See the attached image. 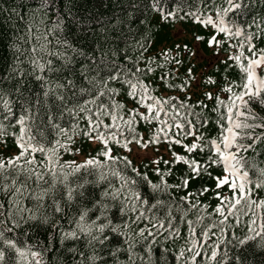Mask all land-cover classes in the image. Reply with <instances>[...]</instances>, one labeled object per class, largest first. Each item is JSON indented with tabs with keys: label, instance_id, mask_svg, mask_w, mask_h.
<instances>
[{
	"label": "trees",
	"instance_id": "trees-1",
	"mask_svg": "<svg viewBox=\"0 0 264 264\" xmlns=\"http://www.w3.org/2000/svg\"><path fill=\"white\" fill-rule=\"evenodd\" d=\"M152 3L153 0H0V89L10 94L9 99L14 102V117L19 116L21 110V101L15 91L17 86H20V93L23 94L25 99H29L34 103L36 98L39 97L41 101L39 111L37 112L36 108H33L36 116L34 121L29 124L30 133L36 141L45 146H50V142L57 139L63 140V137L57 136V129L52 126L53 124L69 129L73 124V118L63 110V104L56 99L55 94L50 93L47 98L43 96V81L36 80V76L44 75L53 83L59 82L61 84H66V80L69 78L73 79L76 89L57 90L65 96L68 106H71L81 100L79 95L73 97V91L78 92L80 87H90L84 79V75L96 76L95 68L97 64L102 69L100 76H104L108 71H111L113 63L131 68L133 61H138L139 66L143 68L149 60L156 62L152 64L154 71L144 79L149 81L151 86L156 89L155 94L157 96L174 97L177 106H179L180 101H185L190 106L188 109L180 108L176 117L180 123L184 124L185 129H189L187 121H190L192 127L189 130L195 136H200L203 133V138L206 140L207 138H215L218 135L216 124L218 113L214 110L215 100L205 99L203 92L211 90L213 97L219 94L222 99H227L228 94L219 91L225 75L228 81L236 80L239 82L241 73L236 66L226 68L223 61L227 59L230 52L239 50L229 49L227 44L222 45L219 57L215 58L213 64L207 62L196 64L191 57L181 54L180 58L185 63L178 71H171L168 79L164 81H161L159 77L175 69L176 66L171 62L165 64L160 53L164 48L173 49V53H175L173 46L180 45V42L173 37V31L178 25H182L183 29L192 36L197 34L205 38L211 36L214 33L213 27L211 25L205 27L203 24L196 22L194 16L199 15L203 19L205 15L210 14L215 19V6L224 7L225 0H214V4L211 0H159L160 7L164 8L166 12L175 13V19L169 17L167 20L161 19V13L152 7ZM245 7L246 11L243 13L235 10V14L233 12L228 13L226 20L237 22L247 20L251 22L255 17L257 22H260L261 19H264V0H245ZM218 38L225 39L222 33L218 34ZM239 39L234 38L232 43H236ZM64 41H68L72 48L88 53V56H95L96 62L93 63L88 57L74 53ZM254 43L257 48L264 47V40L260 38H257ZM142 44L145 45L143 50L140 48ZM184 44L186 43H182L181 46ZM187 45L189 46V44ZM200 47L205 55L214 56L215 49L207 47L204 41L200 42ZM33 49H35V52H33ZM141 51H143V56H141ZM245 52L247 54L246 50ZM222 55L225 56L224 59L220 57ZM64 57H70L71 63L65 64ZM101 57L105 61L104 64H99ZM33 59H38L39 62L46 64L43 73L34 68L31 63ZM49 60L52 61L51 66L57 71L47 72V61ZM189 60H191L193 73L196 76L200 73L204 76L210 75L216 81V84L209 86L201 76L203 82L200 92L197 93L191 90L193 87L188 88L187 91H181L179 85L184 78L186 68L189 66ZM228 63L232 64V61H228ZM157 64L161 66L157 67ZM82 65H89L86 73L81 71ZM210 65L213 66L210 67ZM70 69L72 70L71 73ZM9 74L12 78H9ZM260 74L264 75V72H260ZM172 84L176 87H168ZM116 86L119 87L118 84ZM123 92L124 89H121V95L117 97L121 102H124ZM92 94L95 95V92ZM189 96L190 99H186ZM87 98V95L82 97V99ZM102 99L107 100L106 97ZM199 100H203L206 107H201L197 103ZM131 106V104H126L125 116L127 108ZM250 107L258 118H264V105H260L258 102H250ZM141 110L143 111V109ZM221 111H224V109L221 108ZM2 112L3 107L0 104V113ZM61 113L63 114L61 115ZM49 115L52 117L51 122H49ZM161 115L163 118V113ZM102 118L105 123H111L109 117L104 116ZM169 122L171 123V121ZM256 122L260 123L262 121L258 119ZM0 123L5 125L4 131L6 133L0 138V143L4 145L0 149V158L15 156L19 149L14 141L13 133L19 134V125L15 124L14 119L4 120L2 115H0ZM85 124V120H79L80 128H83ZM155 127V121L151 124L141 121L136 126V131L147 138L151 134L150 129L154 130ZM178 131L181 130L173 126L170 129V135H176ZM254 134L258 136L264 134V128H256ZM177 138L182 139L184 143H190L194 137L192 135H177ZM3 140H6L7 143H3ZM246 142L251 143L250 140ZM132 144L136 143L133 142L130 146ZM69 147L73 151L60 150V164L65 161H75V149L77 148L86 159L89 156L97 157V153L102 150L99 141L93 146L91 141L80 135L73 137V143ZM111 147L112 156H127L131 160L132 166L139 169L141 173L146 172L152 183H160L159 176L154 171L155 165L149 159L137 163L132 160L126 149L116 144H111ZM149 147L156 150L157 158L162 157L167 160H171L173 151L179 154L193 155L185 153L182 146L175 143H172L170 148L169 143L163 140L159 144H152ZM194 155L195 159L203 162L209 153L205 149L204 152L197 151ZM238 156H242L246 160V169L249 171V178L252 181L250 185L252 199H264V186L259 188L255 186L261 177V172L264 171V141H260L255 150L241 151ZM35 158L38 163L44 159L39 152L35 153ZM97 159L105 162V175L107 177L105 181L93 184L92 181L97 180L95 170L89 169L86 171L81 169L69 176V183L83 184L86 195L94 194L99 199L100 191L108 188L109 182L114 187L120 186L119 179L112 176L110 171L116 169L123 175L137 180L136 190L141 193L143 198L148 200L147 204L142 205L144 214L146 217L154 218L151 219V223L149 219H141L138 224H132L133 236L139 228H143L146 224L151 227V224H155L157 220L164 223V228L160 230V234L155 237L154 242H151V238H149V242L140 240L135 244L133 249L137 253L135 264H149V247L151 248L150 264H185L186 260L187 264H192V261L188 259L192 253L187 251L190 246L188 243V221H192L195 238L200 243H203L200 235L202 229H208V243L210 244L221 235L220 228L223 227L225 229L224 239L219 242V253L227 251L230 257L238 255L242 264H264V233L258 236L253 233L252 235L255 238L249 240L241 248H236V241L232 239V233H235L237 238L249 234V222L252 219H255L256 223L251 226L255 229V232H260L259 225L264 222V208L258 209L253 205L252 212H247V214H244L247 209L242 206H238L239 211L234 210L233 214L225 211L227 220H224L222 225L220 221L223 220V217L214 211L217 204L220 203V200L214 195L215 191H219L221 196L232 195L227 186H221L219 189L215 188V180L212 177L223 174L221 166L213 165L208 169L211 175H203L201 179L190 181L187 188H176L173 185L180 183L181 173L187 171V168L182 162L171 165V174L164 176L169 187L166 190H153L150 185L136 177L130 168L126 169L119 160L105 161L103 156H98ZM82 161L75 162L79 164ZM20 163L23 165L24 161L22 160ZM159 167L163 172L166 166L161 162ZM40 170L41 172L44 171L43 168ZM65 171H70V169H65ZM5 175L8 176L7 180H4ZM14 176L17 184L24 182L29 189L36 188L35 177L26 180L23 173L16 176L12 170L0 175V187L3 183L10 184ZM85 181H88V183H85ZM51 182L52 176L45 174L40 182V187L48 188ZM261 183L264 184V180H261ZM205 185L210 191L199 194L200 189ZM63 192V185L57 183L55 199L61 201V207L65 209L64 213H54L50 207L52 203L50 197L45 198L42 206H37L36 202L29 197L23 198V206L31 209L37 219L27 222L20 221L21 227L15 230L17 244L24 247L26 241L27 244L33 246V251H40L43 264H81V261L82 264H90L88 257L92 254V249L86 247V241L83 237L78 240L68 238L63 243L60 242V228L65 231L72 230L74 223H69V220H74V214L78 215L76 205L73 204L69 208L67 202L63 199ZM188 193H192V195L188 196L187 199H182ZM9 196H11V190L7 195L0 191V204H3L0 212L4 214L0 216V219H4L8 215ZM77 200H79V197H77ZM84 203L91 207L88 200H85ZM11 211L19 219V216L16 215V209L12 208ZM253 213H255V216H253ZM22 215L27 217L29 213L23 212ZM128 215L135 216L134 213ZM43 216L49 218L47 223L42 222L41 217ZM237 216L239 223H237ZM198 217H200L199 220ZM169 220H171L172 229L178 230V235L169 229ZM57 222L60 227L54 229L53 225ZM119 222V220H114V223ZM209 225H212V227L209 228ZM25 232L27 233L26 237L23 235ZM212 233L216 235H212ZM8 235L11 236L13 233ZM145 236H147V232ZM137 240H139L138 237ZM117 246L126 248V245L122 244V238L113 236L110 247ZM204 247L208 249V244H204ZM71 248H75L76 251L70 252L69 249ZM181 249H185V253L184 257H181L178 262L176 256ZM96 251L101 256L108 258L107 253L100 252L98 246ZM208 251L210 252V249ZM81 252L84 253L83 257L79 255ZM7 255L11 258L15 256V253L8 252ZM118 255L120 260H128L126 251H121ZM31 259L29 256L28 260L31 261ZM6 264H11V260H8ZM20 264H25V262L21 260ZM195 264H201L200 256H197ZM229 264H235L234 260H230Z\"/></svg>",
	"mask_w": 264,
	"mask_h": 264
},
{
	"label": "snow or ice",
	"instance_id": "snow-or-ice-1",
	"mask_svg": "<svg viewBox=\"0 0 264 264\" xmlns=\"http://www.w3.org/2000/svg\"><path fill=\"white\" fill-rule=\"evenodd\" d=\"M211 2L214 4V0H211ZM152 7L161 13V19L163 20H167L169 17L176 18L174 12H166L164 8L160 7L159 0H153ZM234 10L241 13L246 11L245 0H225L224 7L216 5L215 19L210 14L205 15L203 19L199 15L194 16L196 22L203 24L205 27L211 25L214 29V33L207 38L203 36L196 37L197 41H204L207 47L215 49L214 58L219 57L220 48L224 44H227L229 49L235 48L239 50L237 52H230L227 59L223 61L226 68L236 66L241 73V80L239 82L236 80L228 81L225 75L219 91L226 92L228 94L227 99H222L219 94L213 97L211 90L203 92L205 99L215 100L214 110L218 113V119L216 120L218 135L215 138H207L205 140L203 133L200 136H195L189 130L192 127L190 121H187L189 129H185L184 124L179 122L176 117L179 114L180 108L188 109L190 107L185 101H180L179 106H177L174 97L167 95L157 96L155 94L156 89L151 86L149 81L144 79L149 73L154 71L152 64L156 62L151 60L143 68L139 66L138 61H133L131 68L113 63L111 71H108L104 76H100L102 69L97 64L95 68L97 72L96 76L89 77L84 75V79L90 87H80L78 92L73 91V97L79 95L81 100L73 103L71 106H68L65 96L57 92V90L76 89L73 79L69 78L66 80V84H61L59 82L53 83L44 75L36 76V80L43 81V96L47 98L50 93L55 94L56 99L62 102L63 110L68 112L73 118V124L70 129L61 128L58 124L52 125L57 129V136L63 137V140L57 139L50 142V146L39 143L30 133L29 124L34 121L36 116L33 108L35 107L38 112L41 104L39 97L33 103L31 100L23 97V94L20 93V86H17L15 91L21 101V110L19 116L14 117V102L9 99L10 94L8 92L0 89V104L3 107V112L0 115L3 116L4 120L14 119L15 124L19 125V134L13 133V138L19 152L12 157L0 158V175L12 170L16 176L23 173L26 180H31L33 177L36 180L35 189H29L24 182L17 184L15 176L12 177L10 184L3 183L2 187H0V191H3L5 195L11 190L8 215L4 219H0V264H6L8 260H11V264H20L21 260L25 264H43L40 251H33V246L27 244L26 241L24 247H20L17 244L15 230L21 227V220L27 222L37 219L31 209L23 206L22 200L25 197H29L35 201L37 206H42L45 198L50 197L52 199L50 207L54 213L65 212V209L61 207V201L55 199L57 183L63 185V199L67 202L69 208L75 204L78 210V215L74 214V220H69V223H74L72 230L65 231L60 228V242L63 243L68 238L78 240L83 237L86 241V247L92 249V254L88 257L90 264H97V262L99 264H135L137 256V253L133 251L135 244L140 240L149 242V238H151V242H154L155 237L164 228V223L157 220L155 224H151V227L146 224L143 228H139L135 232V236H133L132 224H138L141 219H149L151 223V219L154 218L146 217L144 214L142 205L147 204L148 200L143 198L141 193L136 190L137 180L123 175L116 169L110 171L112 176L119 179L120 186L114 187L109 182L108 188L100 191L99 199L94 194L86 195L83 184L69 183V176L79 172L81 169L86 171L89 169L95 170L97 180L92 181L93 184L105 181L107 179L105 175V162L97 159L98 156H103L105 161L119 160L126 169L130 168L136 177H139L140 180L150 185L153 190H166L169 187L164 176L171 174V165L182 162L187 168V171L181 173L180 183L173 185L176 188H187L190 181L201 179L203 175H211L208 169L213 165L221 166L223 174L212 177L215 180V188L219 189L221 186H227L232 192L231 196H221L219 191H215L214 193L215 197L220 200L214 211L223 217V220L220 221L221 225L224 220H227L225 211L233 214L234 210L239 211L238 206H242L247 209L244 213L247 214V212H252L253 205L258 209L264 208V199H252L250 187L252 181L249 178V171L246 169V160L244 157L238 156V153L241 151L255 150L256 145L260 141H264V134L259 136L254 134L256 128H264V118H258L257 114L250 107V102H258L260 105H264V75L260 74V72H264V47L257 48L254 43L257 38L264 40V19H261L260 22H257L255 17H253L251 22L247 20L241 22L226 20L228 13H234ZM221 33L225 39L218 38V34ZM234 38L240 39L236 43H232ZM145 42L147 43V40ZM64 43L74 53L88 57L93 63L96 62L95 56H88V53L72 48L71 44H68V41H64ZM144 47L145 45H140L141 50ZM173 48L175 49V53H173V49L169 48L161 50L160 55L163 57L164 63L171 62L176 66L175 69L161 75L159 77L161 81L168 79L171 71H178L185 63L180 58L181 54L189 58L197 55V52L190 49L187 44L182 46L176 44ZM33 52H35V49H33ZM141 56H143V51H141ZM64 59L65 64L71 63L70 57H64ZM228 61H232V64H229ZM31 63L41 73L45 71V63L39 62L38 59H33ZM104 63L105 61L101 57L99 64ZM188 64L189 66L185 70L184 78L179 85L181 91H187L190 87L200 88L202 86L201 77H197L193 73L191 60L188 61ZM47 65L48 73L57 71V69L51 66L52 61H47ZM160 66V64H157V67ZM88 69L89 65H82L81 71L86 73ZM69 71L71 73L72 70L70 69ZM201 76L209 86L216 84V81L210 75L204 76V74H201ZM9 78H12L11 74H9ZM117 84L119 87L116 86ZM168 87H176V85L172 84L168 85ZM121 89H124V102L117 99L121 95ZM93 92H95V95L92 94ZM84 95H87L88 98L82 99ZM103 97H106L107 100H103ZM186 99H190V96L186 97ZM197 103L201 107H206L203 100H199ZM126 104H131L132 106L127 108L125 116ZM221 108L224 111H221ZM104 116L110 118V124L104 122L102 118ZM80 119L86 121L83 128L79 126ZM258 119L262 122L257 123ZM51 120L52 117L49 115V122ZM141 121L146 124H151L153 121L156 122L155 129H150L151 134L147 138L136 131V126ZM173 126L181 130L176 135H170V129ZM4 129L5 125L0 123V138L6 134ZM76 135H80L91 142L99 141L102 150L97 153V157L89 156L79 164L75 161H65L63 164H60V150L63 149L65 152L73 151L69 145L73 143V137ZM177 135H192L194 138L192 142L184 143L182 139L177 138ZM162 140L168 142L170 148L172 143L181 145L185 153L193 155L179 154L173 151L171 153V160L163 159L162 157H149L150 162L155 165L154 171L158 174L160 183H152L148 179L147 173H141L139 169L133 167L131 160L127 156L111 155V144L119 145L127 151H131L130 144L133 142L139 147L148 148L152 144H159ZM249 140L251 143L246 142ZM3 143L6 144L7 141L3 140ZM205 149L208 150V157L203 162L195 159L194 154L197 151L204 152ZM75 151L78 152L79 149L77 148ZM37 152L44 158L39 163L35 158V153ZM22 160L24 161L23 165L20 163ZM161 162L166 166L163 172L159 167ZM41 168H43V172H41ZM65 169H70V171H65ZM45 174L52 176V182L48 188H41L40 182L43 180ZM7 179L8 176L5 175L4 180ZM261 180H264V171L261 172V177L255 184L257 188L264 186ZM85 183H88V181H85ZM208 191L210 189L205 185L202 186L199 194ZM190 195L192 193H188L182 199H187ZM77 197H79V200H77ZM85 200H88L91 207L84 203ZM0 208H3V204H0ZM12 208L16 209V215L19 216V219L13 215ZM23 212H28L29 215L24 217L22 215ZM129 213H134L135 216H129ZM3 215L0 212V216ZM253 216H255V213H253ZM197 219L199 220L200 217ZM41 220L43 223H47L49 218L43 216ZM114 220H119L120 222L114 223ZM237 223H239L238 216ZM255 223V219L250 220L249 234L241 238H237L235 233H232V239L236 241V248L245 246L249 240L264 233V222L259 225L260 232H255V229L251 226ZM188 224V243L190 246L187 248V251L192 253L188 258L192 261V264H195L197 256L201 257V264H229L230 260H234L235 264H242L241 258L238 255L230 257L227 251L219 253V242L224 239L225 229L223 227L220 228L221 235L217 237V240L209 244L207 228L201 231L200 235L203 243H200L195 238L192 221H188ZM59 227L58 222L53 225L54 229ZM168 227L172 232H175L177 235L179 234L178 230L172 229L171 220L168 222ZM208 227L210 228L212 225ZM146 232L147 236H145ZM9 233H13V235L10 236L8 235ZM253 233H255V236L252 235ZM23 235L26 237L27 233L25 232ZM212 235L216 234L212 233ZM113 236L122 238V244L126 245V248L120 246L110 247ZM137 237L139 240H137ZM204 244H208L210 252L208 249H205ZM97 246L100 252L107 253L108 258L97 253ZM69 251L75 252L76 249L71 248ZM121 251L128 253L127 261L119 259L118 254ZM8 252H14L15 256L8 257ZM148 252L150 264V247L148 248ZM184 253L185 249H181L178 252L176 256L178 262L181 257H184ZM218 253L219 259L217 258ZM79 255L83 257L84 253L81 252ZM29 256L32 258L31 261L28 260ZM185 264H187V260Z\"/></svg>",
	"mask_w": 264,
	"mask_h": 264
},
{
	"label": "rangeland",
	"instance_id": "rangeland-1",
	"mask_svg": "<svg viewBox=\"0 0 264 264\" xmlns=\"http://www.w3.org/2000/svg\"><path fill=\"white\" fill-rule=\"evenodd\" d=\"M173 37L180 42V45L182 43L189 44L190 49H193L197 52L196 56L191 57L196 64L201 63H213L215 60L213 55H205L203 51L201 50L200 43L195 39V36H192L188 34L187 31L183 29L182 25H178L175 30L173 31ZM203 57V58H202ZM201 75V73L199 74ZM192 90H196L198 92L199 88L193 87ZM96 142H93V145H95ZM129 153L130 157L134 159L137 163L144 160L149 159V157L155 158L156 153L148 148L139 149L138 146H133L131 148V151L127 152ZM84 159V155H82L79 151L77 152V156L74 157L75 161H82Z\"/></svg>",
	"mask_w": 264,
	"mask_h": 264
},
{
	"label": "clouds",
	"instance_id": "clouds-1",
	"mask_svg": "<svg viewBox=\"0 0 264 264\" xmlns=\"http://www.w3.org/2000/svg\"><path fill=\"white\" fill-rule=\"evenodd\" d=\"M203 64H205V63H203ZM199 90H202L201 88H199Z\"/></svg>",
	"mask_w": 264,
	"mask_h": 264
}]
</instances>
